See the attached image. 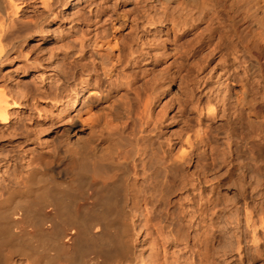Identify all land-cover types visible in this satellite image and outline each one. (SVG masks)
<instances>
[{
	"label": "bare ground",
	"instance_id": "1",
	"mask_svg": "<svg viewBox=\"0 0 264 264\" xmlns=\"http://www.w3.org/2000/svg\"><path fill=\"white\" fill-rule=\"evenodd\" d=\"M222 127L264 145V0H0V264L172 263Z\"/></svg>",
	"mask_w": 264,
	"mask_h": 264
},
{
	"label": "rangeland",
	"instance_id": "2",
	"mask_svg": "<svg viewBox=\"0 0 264 264\" xmlns=\"http://www.w3.org/2000/svg\"><path fill=\"white\" fill-rule=\"evenodd\" d=\"M130 7H133V4H131ZM67 26L68 29L71 25H67ZM177 91H178V86L174 88L173 94H176ZM224 127H222L223 129L221 128L222 130L220 129V133L219 131L217 133L215 132L210 133V137L214 136V138L211 137V141L209 140L210 145L214 143L213 141H215L214 143L215 145L216 144L220 145V146L216 145V147L218 146L219 148V149L217 148L218 150L216 149L217 152L215 148L213 149V146L215 147V145L212 146V149L210 145L207 146V152L209 153L208 161L211 166L209 171V178L211 182H209V188H208L209 196L207 195L208 196L207 199L209 200V205L204 213L206 216L203 214L204 216L201 215L202 218L195 217L193 219L194 227H195V228L193 227L192 229L193 238L198 237V239L201 238L203 241H199V243L197 244L191 243L187 247L176 246L172 248L171 257L169 261L170 260L172 261L171 258L174 257L175 258L173 262L169 264H188V262L186 263L185 260L186 258L189 257H190L189 261L192 259L191 260L192 262L190 261L189 264L191 263L192 264H264V246L260 248V252L255 251L254 248L253 249L250 248V244H251L250 237L247 238L242 237L241 239L243 243L241 245V248L238 249L237 246H235L232 243V239L230 238L231 235L234 234L237 230L236 229L237 225L234 223H230V219L234 218L235 216L241 218L239 225L240 229L241 230L244 229V231L249 232V230L246 228L247 225H246V216H245L248 207H250L249 209L250 211L252 210L253 218L255 220L259 221L261 217L264 218V169H263L264 145H261V142L257 141L258 139L256 138L254 139L253 137H251L250 139H248L246 138L247 135H245L244 137L243 133L241 135V132L239 131L229 133V131H226L227 128L224 129ZM227 132L229 134H227ZM227 135L228 137L230 138L232 137V138L230 140H227L228 139ZM210 137L208 139H210ZM217 140L220 143H217L216 142ZM254 140L256 141L255 142L256 145L255 144L248 145L247 143L248 141L249 143H251ZM227 143L229 144L231 143L230 146ZM238 144L240 145L236 146ZM212 153L213 154L217 153L216 155L220 156V159L218 157V159L221 160L220 162L216 158L215 160H217L220 164H222V166L219 165L217 167V165L214 164L216 166L213 167L214 165L213 166L211 165L212 164L211 162L215 161L212 158L213 157ZM235 166H237L235 170L236 172H233L234 174L231 175L230 171L231 169H234ZM249 166L253 167L252 168L253 170L251 172L248 171ZM254 167L255 168L258 167L257 170ZM218 180H221L220 182L221 184L219 187H216L214 192H212L214 189V186L212 187V182L217 183ZM244 186L245 188H247V191L244 195H241L240 190L241 188H244ZM218 203L221 205V207L219 206L218 208L214 209L215 205ZM219 208L222 210L221 211L222 213L217 212ZM196 222L198 223V225ZM212 235H215L219 239L216 237L212 238ZM220 237L222 239H220ZM207 239L210 242H208ZM219 240L221 242H219ZM261 243H263V241L260 242V244ZM151 245L152 244L149 245L147 243L144 247L145 252H147L146 257L154 250L155 254L159 253L162 255L161 257L163 258L165 253L163 247L158 248L154 246V249L151 251L149 250ZM156 248L159 250V252ZM224 249H227V251H223ZM153 262H151V264H155V263L168 264V262L164 263V261L162 263L158 261H153Z\"/></svg>",
	"mask_w": 264,
	"mask_h": 264
}]
</instances>
